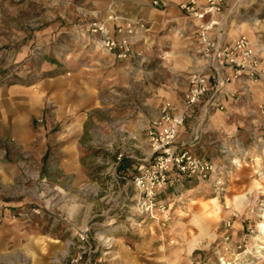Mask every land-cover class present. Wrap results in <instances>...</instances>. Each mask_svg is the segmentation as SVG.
Wrapping results in <instances>:
<instances>
[{
  "label": "rangeland",
  "instance_id": "1",
  "mask_svg": "<svg viewBox=\"0 0 264 264\" xmlns=\"http://www.w3.org/2000/svg\"><path fill=\"white\" fill-rule=\"evenodd\" d=\"M161 4L151 2L161 10L154 19L142 17L151 29L133 58L118 60L88 26L121 0H0V247L16 249L9 264H63L85 250L83 264H264V113L252 112L264 105V83L242 81L233 112L186 118L189 143L178 145L211 157L214 177L178 181L159 196L164 212L136 205L134 177L154 159L148 125L165 102L182 104L201 59L196 23ZM226 9L227 33L241 28L263 58L264 0ZM86 228L90 250L78 235Z\"/></svg>",
  "mask_w": 264,
  "mask_h": 264
},
{
  "label": "built area",
  "instance_id": "2",
  "mask_svg": "<svg viewBox=\"0 0 264 264\" xmlns=\"http://www.w3.org/2000/svg\"><path fill=\"white\" fill-rule=\"evenodd\" d=\"M161 3L154 0L156 5ZM227 3L228 0H185L180 4L186 16L198 26L199 53L204 66L189 75L182 104L165 102L160 114L148 125L154 159L134 177L139 192L136 205L142 214L154 210L164 212L166 203L159 196L181 179L207 181L218 172L217 163L211 157L197 155L178 145L186 118L201 104L220 108L222 97L230 93L228 86L232 83H264V61L250 38L242 35L234 42H222L213 36V31L221 25ZM150 29V22L143 18L121 20L113 12L105 19H94L88 26L93 41L118 60L132 59L134 38ZM252 112L264 113V105L260 104ZM78 235L90 250L89 229H82ZM86 251L70 256L63 264H83Z\"/></svg>",
  "mask_w": 264,
  "mask_h": 264
},
{
  "label": "crops",
  "instance_id": "3",
  "mask_svg": "<svg viewBox=\"0 0 264 264\" xmlns=\"http://www.w3.org/2000/svg\"><path fill=\"white\" fill-rule=\"evenodd\" d=\"M124 4H125V7L121 8V9H117V8H110V10H108L107 12H102L101 14V17L102 19H105L107 14H111L112 12L115 13L116 15L118 16H121V20H125V19H139V18H142V17H145V18H148V19H154L158 13L161 11L159 8L157 7H152L151 5V2L153 0H121ZM161 2L164 3V5H170V6H179L182 2H184L185 0H160ZM243 1L245 0H228V5H229V8H227L226 10H229V13L230 12H237L239 10V5L243 3ZM256 0H250V2L254 3ZM183 11V10H182ZM184 12V11H183ZM224 14V12H223ZM222 16V15H221ZM233 21L230 20V24L228 25L227 24V28L225 29L224 26V19H222V22H221V25L213 31V36L219 40H221L222 42H234L235 40H237L240 36H242V34H239V33H242L240 32V29L241 28H238V30H236L235 35H229L227 33V29H228V26H231ZM142 33L144 32H140L135 38H134V50H135V45L137 44V42L139 40H141V37H142ZM200 54V53H199ZM261 55V53H260ZM262 56L264 58V46H263V50H262ZM264 61V60H263ZM204 66V60L201 58L199 60V64L197 66V68L194 70V71H198L200 69H202ZM241 81L239 82H235V83H232L228 86V90L230 91V93H227L225 95H223L222 97V106L219 108V107H216V106H211V105H204V104H201L200 106H198V108L196 110H199L203 113H205V116L207 114V112L209 111H215V113L213 114H218V111H220V109H228L230 112H233L234 109L237 108V105L235 103V98L231 95V93H237L238 90H240L241 88ZM188 87V86H187ZM187 90V89H186ZM186 92V91H185ZM185 95V94H184ZM184 98V97H183ZM174 103L175 105H177L178 103H175V102H172ZM181 104V103H180ZM177 106H180V105H177ZM27 109L25 106H23L22 104L16 106V108L14 109L13 111V118L11 119H15L13 120V125L12 126V129L15 130V133H17L18 135L22 134V132L20 131V129L16 126L17 124V121L16 119L19 117V115H21L23 112H25ZM255 121L257 119H254ZM260 121L261 123H264V117H260ZM184 127H182L180 129V132H179V138H178V142H180V145L182 147H184L185 145H187V143H189V139H187L186 137L183 136L182 132H183V129ZM194 134V132H193ZM191 133V135H193ZM197 136H195V138H197ZM264 140V139H263ZM189 149V148H188ZM208 149H210L208 147ZM218 156V155H216ZM1 237V236H0ZM1 246V245H0ZM16 249L15 248H5V247H0V255H4L5 258L4 260L7 261V264H9L8 260H9V255L10 254H13L15 253Z\"/></svg>",
  "mask_w": 264,
  "mask_h": 264
},
{
  "label": "bare ground",
  "instance_id": "4",
  "mask_svg": "<svg viewBox=\"0 0 264 264\" xmlns=\"http://www.w3.org/2000/svg\"><path fill=\"white\" fill-rule=\"evenodd\" d=\"M260 227H261L262 231H264V223Z\"/></svg>",
  "mask_w": 264,
  "mask_h": 264
}]
</instances>
